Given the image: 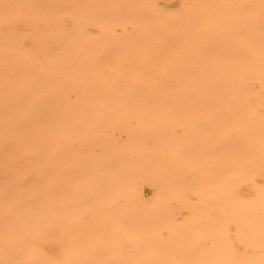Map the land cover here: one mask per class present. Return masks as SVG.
I'll return each mask as SVG.
<instances>
[{
	"label": "bare ground",
	"instance_id": "6f19581e",
	"mask_svg": "<svg viewBox=\"0 0 264 264\" xmlns=\"http://www.w3.org/2000/svg\"><path fill=\"white\" fill-rule=\"evenodd\" d=\"M0 264H264V0H0Z\"/></svg>",
	"mask_w": 264,
	"mask_h": 264
}]
</instances>
